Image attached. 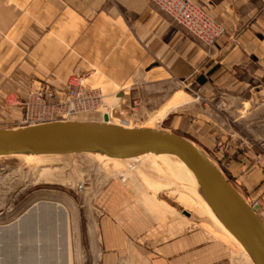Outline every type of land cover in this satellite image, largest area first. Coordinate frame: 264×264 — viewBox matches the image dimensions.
<instances>
[{
  "label": "rangeland",
  "instance_id": "374dc122",
  "mask_svg": "<svg viewBox=\"0 0 264 264\" xmlns=\"http://www.w3.org/2000/svg\"><path fill=\"white\" fill-rule=\"evenodd\" d=\"M189 1L212 23L213 33L205 29L202 34L193 32L151 0L203 50L198 65L177 79L160 82L140 78L138 73L117 85L73 76L84 78L88 87H100L105 98L96 111L79 113L70 120L101 121L102 112L110 109L111 122L188 137L200 145L248 204L256 206L264 222V29L257 18H251L236 33H228L225 22ZM259 6L257 12H264V0ZM246 30L263 32L245 34ZM220 76L229 78L210 89L198 81L203 77L212 83ZM64 84H18L8 90L1 84L0 129L28 125L22 122L28 92ZM111 181L135 187L143 202L150 199L175 207L178 217L195 225L215 226L191 185L192 177L169 158L114 161L89 154L0 157V264L4 260L5 264H20L29 251L37 264L40 259L41 264H97L99 237L93 206L98 193ZM38 201L59 206L47 219L49 238L41 237L45 229L35 220L29 231L14 229L15 222ZM12 226L14 230L6 233ZM239 261L235 256V264H248Z\"/></svg>",
  "mask_w": 264,
  "mask_h": 264
},
{
  "label": "crops",
  "instance_id": "0c3cea01",
  "mask_svg": "<svg viewBox=\"0 0 264 264\" xmlns=\"http://www.w3.org/2000/svg\"><path fill=\"white\" fill-rule=\"evenodd\" d=\"M192 1L225 22L228 33L251 18L264 29V12H257L263 0ZM203 57L151 0H0V85L6 90L40 82L59 87L79 75L108 85L137 73L160 82L190 73ZM226 78L198 81L210 89ZM95 201L97 264H235V256L242 263L240 250L213 219L214 227L195 225L175 207L143 202L135 187L118 181L105 185Z\"/></svg>",
  "mask_w": 264,
  "mask_h": 264
},
{
  "label": "water",
  "instance_id": "95a60500",
  "mask_svg": "<svg viewBox=\"0 0 264 264\" xmlns=\"http://www.w3.org/2000/svg\"><path fill=\"white\" fill-rule=\"evenodd\" d=\"M138 73V77H139ZM102 153L130 159L147 153L173 154L192 171L225 228L247 249L254 264H264V222L211 159L188 138L149 127L102 121L58 120L0 129V156ZM185 215L189 213L184 211Z\"/></svg>",
  "mask_w": 264,
  "mask_h": 264
},
{
  "label": "built area",
  "instance_id": "2783aa9c",
  "mask_svg": "<svg viewBox=\"0 0 264 264\" xmlns=\"http://www.w3.org/2000/svg\"><path fill=\"white\" fill-rule=\"evenodd\" d=\"M160 8L170 11L193 32L202 34L205 29L213 33V25L195 9L189 0H153ZM206 31V32H207ZM205 34V33H204ZM84 78H72L62 88L27 93L23 124H39L58 120H70L74 115L96 111L105 98L100 87L86 86Z\"/></svg>",
  "mask_w": 264,
  "mask_h": 264
},
{
  "label": "bare ground",
  "instance_id": "6f19581e",
  "mask_svg": "<svg viewBox=\"0 0 264 264\" xmlns=\"http://www.w3.org/2000/svg\"><path fill=\"white\" fill-rule=\"evenodd\" d=\"M105 115L108 116V120H109L110 123H115V122H111L110 121V117H111V115H110V109H109V112L108 111H103L102 112V116H101V119H100L101 121L103 120V117ZM115 124H118V123H115ZM119 125H122V124H119ZM122 126H127V125H122ZM127 127H131V126H127ZM156 129H159V128H156ZM81 154L96 155V156L105 158L106 160L108 159V160H114V161H130V160L137 159V158H145V157L148 158L150 156H152V157L160 156V157H165V158H169V159L173 160L174 162H176L177 166L183 168L184 171L188 175H190V177H192L193 183L191 185H192L193 189L195 190V192L200 197L202 203L207 207V210L209 211V215L211 216V218L218 224V226L223 230V232H225L233 240V242L235 243V245L238 248V250H240V254H239L240 257H241L240 259H242V261H244V263L254 264L253 261L251 260L250 256H249V254L247 253V249L221 223V221L219 220L217 214L215 213V211L212 209V207L208 203V201H207V199H206V197H205V195H204V193H203V191H202L199 183L197 182L194 174L192 173V171L177 156H175L173 154L147 153V154L140 155L138 157H134V158H130V159H119V158H112V157H109V156H107L105 154L96 153V152H84V153H81ZM9 156H16V157H28V156L29 157L30 156L31 157H48V156H51V157H57V156H65V155H41V154L37 155V154L22 153V154H15V155H9ZM0 157H7V156H0ZM212 163H213V161H212ZM191 185H188V186H191ZM188 186H187V189H188ZM54 211H56V212L59 211V206L58 205L53 204L51 202L38 201V202H36L33 205V207H31L30 209H28L24 213V215H22L15 222L14 229L15 228H17V229L20 228L21 229V227H22V228H25L26 231H29L30 229H32L33 224H35V221H36V223H41V225L43 226V229H45L44 234H42L41 237L42 238H49V237L52 236V234H51L50 228H48V224H47L48 220L47 219H49V216L51 214H53ZM33 221H34V223H33ZM10 228L8 229V231H6V233L14 230L13 229V226L10 227ZM37 237H39V236L37 235ZM4 261H3L2 264H5ZM19 262H20V264H37V259L29 251V253H27V255H25L23 258H21V260ZM39 263L41 264V259L38 260V264Z\"/></svg>",
  "mask_w": 264,
  "mask_h": 264
}]
</instances>
